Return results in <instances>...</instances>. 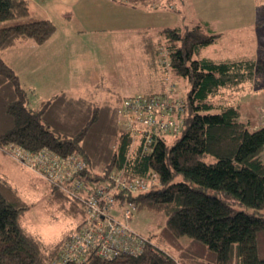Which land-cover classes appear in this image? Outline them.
<instances>
[{"label": "trees", "instance_id": "obj_1", "mask_svg": "<svg viewBox=\"0 0 264 264\" xmlns=\"http://www.w3.org/2000/svg\"><path fill=\"white\" fill-rule=\"evenodd\" d=\"M55 31L51 21L31 17L29 0H0V150L30 171L14 148L80 156L86 167L76 178L88 186L118 169L130 178L153 175L147 192L116 195L120 203L135 204V211L165 214L166 222L154 243L139 234L147 242L137 256L108 260L90 252L65 261L66 242L85 221L81 201L32 170L47 183V202L75 222L68 235L47 243L22 220L30 204L0 174V264H264V126L251 129L237 105L214 101L224 89H242L257 76L263 81L264 56L201 57L221 34L199 24L141 31L136 49L147 60L149 81L161 84L167 56L171 76L188 86L178 130L154 134L142 158V140L136 144L118 123L123 101L96 106L59 95L31 107L30 93L4 53L25 43L41 45ZM162 91L150 85L138 95Z\"/></svg>", "mask_w": 264, "mask_h": 264}, {"label": "rangeland", "instance_id": "obj_2", "mask_svg": "<svg viewBox=\"0 0 264 264\" xmlns=\"http://www.w3.org/2000/svg\"><path fill=\"white\" fill-rule=\"evenodd\" d=\"M44 4H49V0H30V7L34 15H37L36 17H43L41 9ZM141 9L150 13L137 15L135 20L137 23H142L138 26L139 28L146 27L150 33H155L165 27L178 25L193 27L199 24L208 33L221 34L214 44L201 53V57L222 60L241 56H257L261 50L264 51V40H261V38L264 39V29L260 28L261 21L264 25V0H161V5L157 9L147 7H141ZM75 27L76 23L72 22L71 25H67L66 30L72 33ZM120 33L115 30L89 32L80 36L84 46L83 60L70 64L71 73L75 66L79 67L80 72L79 77L72 81L89 85L91 81L86 76H89L90 70H94L100 72L102 79L105 78L111 84L121 88L123 96H129L133 91L137 95L136 93L143 90L146 87L147 72L145 76V66L139 49L135 50L131 61L134 69L132 74L126 73V67H123L122 71L116 68L117 65L121 67L124 63L119 64L118 62L117 52L123 40L122 36H118ZM57 35L58 33L52 37V40H55ZM29 44L31 43L22 44L4 53L5 59L14 65L15 70L25 82L31 79L30 65L23 62V58L26 55L29 56ZM25 51L28 53L26 54ZM259 77L257 76L256 83H247L242 89H224L214 98L216 103L237 105L241 110L242 120L248 122L251 129L264 126V77L263 81ZM169 85L176 86L179 93L185 96L188 86L180 80L172 77ZM256 85L259 87L257 88ZM166 87L165 83L164 88ZM30 97L31 107L34 108L40 104L42 98L38 95L33 93ZM134 141L137 144L139 138H134ZM173 141L174 135L169 136L168 142L173 143ZM0 174L5 176L30 204V208L22 215V220L31 232L39 234L47 243H54L68 235L74 228L75 222L64 210L56 204L52 205L47 202L49 192L43 189L47 187V183L1 150ZM34 185L39 186V189H35ZM81 192L83 195L86 190ZM123 207H127V204L122 202L119 209ZM129 221L128 225L133 231L151 238L154 243L166 222V215L151 213L147 210H136L133 211Z\"/></svg>", "mask_w": 264, "mask_h": 264}, {"label": "built area", "instance_id": "obj_3", "mask_svg": "<svg viewBox=\"0 0 264 264\" xmlns=\"http://www.w3.org/2000/svg\"><path fill=\"white\" fill-rule=\"evenodd\" d=\"M162 63L167 87L151 98L142 95L126 97L119 108L118 123L122 130L142 140V158L151 151L154 134L175 133L178 130V119L183 111V94L176 86L169 85L172 76L167 56ZM13 153L26 167L37 171L51 184L61 187L68 196L83 204L84 213H87L85 221L66 242L65 261L81 260L90 252L110 260L121 254L137 256L144 251L147 240L128 225L136 209L135 204L128 202L127 207L120 210V198L116 194L118 191L134 195L147 192L154 184L153 175L149 174L144 179L130 178L124 169H118L110 173L108 180L88 186L76 178V174L86 167V162L80 156L60 157L47 150L29 153L20 148H14ZM84 189L86 194L82 195Z\"/></svg>", "mask_w": 264, "mask_h": 264}, {"label": "crops", "instance_id": "obj_4", "mask_svg": "<svg viewBox=\"0 0 264 264\" xmlns=\"http://www.w3.org/2000/svg\"><path fill=\"white\" fill-rule=\"evenodd\" d=\"M160 5L161 0H132L130 2L120 0H49V4H44L41 9L43 17H36L37 15H34V11L30 7L33 19H47L51 21L56 26V31L41 45L35 43L29 44V56L26 55L23 58V62L30 65L31 79L29 82H25L15 70L23 87L30 94L34 93L42 98L40 103L50 100L55 96L66 95L76 99H87L96 106L108 105L116 107L124 98L134 96L135 92L133 91L129 96H123V93L120 91L121 88L111 84L105 78L102 79L100 72L94 70H90L89 76H86L91 81L89 85L72 81L79 77L80 72L79 67L75 66L72 72L74 76L72 77L71 69L69 68L70 64L79 63L83 60L82 50H84V46L80 36L89 32H110L115 30L116 32H121L118 36L123 37L120 43L122 46L119 48L117 54L119 64L124 63L121 67L117 65L116 68L118 71H122V68L126 67V73L132 74L134 69L132 67L133 62L131 61L135 55L139 33L146 30V27H138L142 23H137L135 17L150 13L141 9V7L157 9ZM72 22L76 23V27L72 33H69L66 27L67 25H71ZM260 23L262 30L264 29L263 21ZM57 33L56 39L52 40V37ZM261 40L264 39L261 38ZM25 53L27 54L28 51H25ZM140 54L145 66V76L147 72V77L145 78L146 87L136 94H143L150 85L164 90V79H162L161 84H152L153 81H149L150 72L147 60L141 50ZM261 56H264V51L262 50L257 56L254 55V57ZM7 62L9 63V61ZM10 65L15 69L14 65ZM34 173L36 174V172Z\"/></svg>", "mask_w": 264, "mask_h": 264}]
</instances>
